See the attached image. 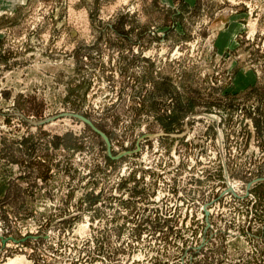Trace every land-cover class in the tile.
<instances>
[{"label": "rangeland", "instance_id": "374dc122", "mask_svg": "<svg viewBox=\"0 0 264 264\" xmlns=\"http://www.w3.org/2000/svg\"><path fill=\"white\" fill-rule=\"evenodd\" d=\"M5 1L0 264H264V0Z\"/></svg>", "mask_w": 264, "mask_h": 264}, {"label": "water", "instance_id": "95a60500", "mask_svg": "<svg viewBox=\"0 0 264 264\" xmlns=\"http://www.w3.org/2000/svg\"><path fill=\"white\" fill-rule=\"evenodd\" d=\"M59 115H67V113H61V114H59ZM68 115H69V116H73V117H75V118L81 120V121L84 122L85 124H87V125L91 128V130H93L95 133H97V134L102 138V140L104 141V144H105L106 154H107V156H108L109 158H118V157H120L121 155H123V154L126 153V152L122 151V152L117 153L116 155H111L108 139H107L106 135H105L103 132H101L99 129H97V128L91 123L90 120H88L87 118H85L84 116H82V115H80V114H77V113H70V114H68ZM51 118H53V117H51ZM51 118L44 119V120L41 121V122H44V121L49 120V119H51Z\"/></svg>", "mask_w": 264, "mask_h": 264}, {"label": "crops", "instance_id": "0c3cea01", "mask_svg": "<svg viewBox=\"0 0 264 264\" xmlns=\"http://www.w3.org/2000/svg\"><path fill=\"white\" fill-rule=\"evenodd\" d=\"M164 1L169 2L170 0H164ZM5 4L9 5L8 3H6L5 0H0V7L3 6V5H5ZM14 5H16V3H15ZM14 5H13V6H14ZM224 20H227V15H226V14L224 15ZM225 22H226V21H225ZM225 31H226V30H225Z\"/></svg>", "mask_w": 264, "mask_h": 264}]
</instances>
